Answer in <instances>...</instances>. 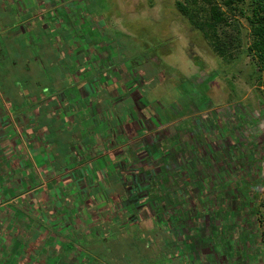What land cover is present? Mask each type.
Returning <instances> with one entry per match:
<instances>
[{
	"label": "rangeland",
	"instance_id": "rangeland-1",
	"mask_svg": "<svg viewBox=\"0 0 264 264\" xmlns=\"http://www.w3.org/2000/svg\"><path fill=\"white\" fill-rule=\"evenodd\" d=\"M184 1L86 0L81 9L76 8V16L69 17L73 25L81 22L70 31L61 27L54 33L51 25L44 32L38 26L36 34L44 37L45 43H39L45 44L44 49L29 45L25 36L15 34L13 44L0 51V106L4 109L6 104L13 109L17 100H21L22 106L28 105L30 91L34 89L42 93L43 89L71 90L74 101L77 80H69L66 75H79L74 71L82 70L87 61L73 50L81 46L84 52L86 44L82 38L89 41L93 34L98 45L103 46L102 54L109 56L110 63L102 61L100 66L91 60L88 68H97L95 78L102 68L108 69L102 76L103 84L108 85L107 93L114 89L113 93L107 94L104 89L100 93L98 99L103 100L102 108L109 111L110 117L105 123L98 114L97 123L101 128L108 125L113 133H119V139L128 138L123 143L113 140L118 143L114 148L121 152L115 162L120 175L131 176L134 169L151 181L150 190L141 194L148 197L147 203L142 200L145 207L133 210L130 222L134 224H123L125 219L119 218L125 210L123 204L116 203L113 213L109 211L111 196L120 192L123 181L115 171L106 172L109 168L103 165L98 171L93 163L80 169L76 176L95 174L99 184L89 188V194H82V201H77L81 197L72 186L83 181L74 175L72 186H61L58 195H46L44 199L55 200L48 205L49 217L56 212L55 202L63 203L64 209H58L61 214L57 213V224L48 223L56 239L61 237L59 233L65 234L63 238L81 247L78 252L91 253L104 264H142L141 256H149L160 248L155 241L158 236L169 239V234L174 233L183 241H179L180 251L168 248L172 256L176 253L180 259L173 264H264L258 251L264 233V104L256 88L246 80L251 60L239 41L231 49V56L220 57L204 33L179 10L177 3ZM231 17L243 29L248 28L239 14ZM71 35L81 45L69 46L65 41L67 47L56 50L54 42ZM35 57H41L39 63ZM54 103L48 106L50 111L57 106L64 108L59 99ZM42 107L45 109V104ZM41 120L43 124L51 122L49 114ZM77 124H81L79 120ZM15 132L16 136L29 134L20 126ZM72 136L69 131L66 140ZM14 162H8L4 172L14 173ZM2 179L5 181L0 184V200L15 199L19 194L14 190L22 189L16 183L22 179L17 175ZM247 186L258 189L259 197L246 198ZM117 197L115 200L121 203ZM20 204L29 210L30 203ZM250 204L261 213L251 214ZM11 206L0 209V221H4L0 238L6 244L0 251V264L12 263L6 256L16 251L17 243L12 237L20 230L18 220L11 221L19 215ZM42 231L29 232V237L35 239L32 246L43 250L37 255L39 264L47 254ZM7 234L11 236L7 238ZM57 243L64 253H71L70 244ZM32 246L16 251L17 257L24 253L25 260L30 261ZM59 246L52 245V249L58 251ZM34 251L38 253L33 249L32 254ZM61 260L60 264L67 263L65 257ZM12 261L15 264L14 258ZM33 262L37 264L35 259Z\"/></svg>",
	"mask_w": 264,
	"mask_h": 264
},
{
	"label": "crops",
	"instance_id": "crops-1",
	"mask_svg": "<svg viewBox=\"0 0 264 264\" xmlns=\"http://www.w3.org/2000/svg\"><path fill=\"white\" fill-rule=\"evenodd\" d=\"M54 2L67 3L68 0H0V50L6 48L7 43H11L18 32L26 30L22 34H28V31L33 33L34 28L37 29L39 25L41 26L44 23V18L52 14L53 6L56 5L53 4ZM66 16L70 17V12ZM64 23L65 21H61V24H59L64 25ZM45 28L48 27L45 26ZM6 39H9L8 42L5 41ZM33 42L35 40L31 41L30 44H33ZM37 62L39 63V59H37ZM89 66H91L90 59L82 66V70L78 72L79 75L75 77H72L73 73L66 75L69 80H77L76 86L78 88L75 89L76 97L73 99H76L74 101L71 99L73 96L71 90L56 88L55 90L44 91L45 89H43L42 93V91L34 89L30 91L28 105L26 106L20 105L21 100L13 103V109L8 104H6L5 109L0 106V184L5 181L2 178L6 179L13 175H17L18 178L22 179L16 181L17 187L20 185L22 189L17 190L14 187L16 189L14 191L19 194L15 196V199L0 200V209L12 205L19 214L11 219V221L17 219L20 228L19 234L12 237L18 244L21 241V247L14 246L15 249L17 247V250H24L23 241L26 244L25 251L32 245L34 241L33 237L30 239L29 232L37 230L35 227L37 223H42V235H55L53 230L50 229L51 224L48 223L51 221L53 223L57 222L54 221L59 217L57 213H54V217L51 215L46 219L45 216H42L44 215L43 210L45 212L48 208L49 201H52L50 203L55 201L47 199L44 201L46 195L54 196V193L58 195L61 186L70 187L73 184L70 182L71 176L74 175L75 179L83 181L81 184L83 187L78 182L75 183L76 187L71 185L74 192L81 197L77 201H82V194L87 192L89 194L88 189H92L99 184L95 174L87 173L80 175L79 178L76 177L79 175L78 173H81L79 172L80 169L91 163L97 168L94 162L100 165L102 157L109 154L112 156L113 151L102 155L103 144L112 136L111 129L109 128V131L103 132V128L106 129V127L101 128L98 125L97 120L99 117L96 119L98 114L92 117L94 121L89 118L90 121L88 115H86L87 105L94 106L97 103L96 95L89 86L94 77L88 71ZM105 71L106 69L102 70L100 79L103 78ZM104 87H106L105 91L107 93L108 87L102 83V89ZM73 90L72 92H74ZM100 92L104 93V90L100 89ZM57 99L62 102L64 108L57 106L56 109L50 111L48 106L54 105ZM81 99L85 101L86 107L78 105ZM44 104L45 109L42 107ZM47 114H49L51 122L49 124L40 123L43 116ZM85 118L88 120L86 121ZM77 120L80 121V125L77 124ZM12 124L13 126H11ZM19 126L29 134L16 136L15 128H19ZM69 131L73 136L71 139L66 140ZM101 132H103L102 134L108 133L105 136L106 140H103L104 138L100 135ZM12 160L15 161L13 166L15 172H4L8 169L6 167L8 162ZM20 203H30L29 210ZM55 204L58 209H64L61 201L58 200ZM9 223L13 224L12 222ZM2 225H4V221H0V228H2ZM0 234H2L1 229ZM10 236L7 234V238ZM17 237L20 238L19 241H17ZM2 239L0 238V250L6 247V244L1 242ZM17 256L18 254H15V264L20 263ZM22 257H24V253ZM11 262L13 264L12 259Z\"/></svg>",
	"mask_w": 264,
	"mask_h": 264
},
{
	"label": "flooded vegetation",
	"instance_id": "flooded-vegetation-1",
	"mask_svg": "<svg viewBox=\"0 0 264 264\" xmlns=\"http://www.w3.org/2000/svg\"><path fill=\"white\" fill-rule=\"evenodd\" d=\"M81 3H84V5H85L86 0H68L67 3H65V2H54L53 4L54 5L56 4L55 6L52 5L54 7V10H53V12H52V14L50 16H47V17L44 18L45 19V20H43L44 23H42L41 26L39 27L40 30L46 32V31L50 30V26L52 25L54 33H58L57 30H60L59 28H61V27L62 28L66 27L65 30L66 31L67 30L70 31L73 28L74 25H81V22L80 23H78V22L74 23V25H73V22L69 19V17L66 16L70 12V14L75 17L76 15H75L74 12H75L77 7H78L77 9H81L82 8V4ZM66 19H67V21H66ZM64 20H65L64 25H60L61 21L64 22ZM79 21H81V20H79ZM65 24H67V26ZM45 26L48 27V28H45ZM25 31L26 30H23L21 32H18L17 34L25 36V39L27 40L29 45H30L31 41L35 40L36 43L33 42L32 45L35 44L37 48L39 46H41V47L44 46L45 47V44L44 45H40L39 44V43H45V40H44V37L41 34H39V33L36 34V29L34 30L33 33L28 31L27 32L28 34H22ZM91 35H92L91 36V40H89V41H86L87 40L86 37L82 38L84 40L85 44H86V46L83 47V48H86V49H84V52L81 49V46L73 47L74 52L75 53L77 52L78 53L77 55L80 56V57L82 55H84V57L87 58L86 62H88V60L90 59V61L93 60V61H95L94 63H96V65L100 64V66L102 64V61L104 62V64L105 63H110L109 56L106 57V56H104L102 54L103 46L98 45L99 43L96 41V39H94L95 38L94 35L93 34H91ZM13 38L14 39H12L11 43L13 42V40L16 39V37H13ZM65 38H66V36L64 38H60L59 37V40L54 42V43H57L56 50H62L63 48L67 47L65 45V43H66L65 41L68 42L69 46H71L73 44H76V43L81 45V43H79L78 39L73 38V35H71V37H68L66 39ZM71 39L73 40V43L71 42ZM75 40H76V42H75ZM9 44L10 43L8 42L7 45L9 46ZM8 46H6V48H3L2 50H7ZM44 47H43V49H44ZM105 51H107L106 48H105ZM40 58H36V60L40 59ZM103 69H106V68H102L100 71H98L99 74H98L97 78H95V76L97 75V74H95V73H97V68H95V69H91L90 68L89 69V72L94 75V78H95V81H96V82H92L91 84H89V86H90L91 90L94 92V95H96L97 103L94 106L87 105V107H86L85 101H83L81 99L80 104H78V105L80 107L85 106L87 108L86 115H88V119L90 118V119L93 120L92 117L95 114H99L100 113V114H102V121L106 123L108 121L109 117H110V114H109V111H107L106 109L103 110L102 105H101L103 103V100L102 99H100V100L98 99L99 95H101L100 93H102V92H100V89H101L100 87H101L103 81H102V79H100V77H101V72H102ZM79 71H80L79 68H76L74 73L76 74ZM28 73H30V72H28ZM116 74H120V76H121L120 72H118ZM24 75L26 76V74H24ZM128 76H130V74H128ZM103 85L108 87L107 84H103ZM103 89L105 90L106 87H104ZM103 89H101V90H103ZM113 92H114V89L111 92H108V93H113ZM110 101L114 102L112 98H111ZM99 109L102 110V111H100ZM144 118L147 119V116L144 115ZM88 119H86V121ZM105 126H106V129H103V132H105L106 130L109 131V126L108 125H105ZM148 129L150 130V128H148ZM103 132H101L100 135H102V137L104 138L103 140H106L105 136H107L108 133L102 134ZM112 136L113 137L109 138V140L106 141V143H104V146H103L104 148H103V151H102V155L103 154L106 155V153H110V152L112 153V151H113L112 156H111V154H109L108 156L102 157V161H101L100 165L96 162V166H97L98 171L103 169L102 168V165H103L104 168L105 167L109 168V169H107L106 172H109V170H113V171L116 172V174L120 175L122 172L119 170L118 162H115V161L120 158L119 154H121V152H120V149L118 147L114 148V144L118 145L117 142H119V140L121 141V143H123L124 141L126 142L128 140V138L127 137H121V139H119V136H120L119 133L115 134L113 132H112ZM115 139H116L117 142L113 143V140L115 141ZM110 140H111V142H110ZM130 174H131V176H127V177H125L123 175H120V179L123 181L122 182L123 186H121V188L119 190L120 192L118 194L116 193V195H112L111 196L112 197V203H111L112 205L109 208V211H111V214H112L114 205L116 203H117V205H122L123 204L125 210H123L121 212V217H119V218L125 219L123 224H127L128 226H131L132 224H134V223L130 222L133 219V217H134V213H132L133 210L145 207V203H142V200L146 202L145 199H147L148 197L146 198V196H142L141 194H142V192H145V189H149L148 187L151 185L150 184L151 181L147 180L145 177L142 178L143 176H145V174H139L138 172H135L134 169H131L129 175ZM105 176L111 177L109 174H106ZM112 176H113V174H112ZM136 177H138V179H136ZM141 180L143 182H141V185H139L138 182L141 181ZM126 184H128L130 187L126 188ZM137 187H138V190L141 189L142 191L138 192V190L136 189ZM116 196H118L120 198L119 200H121V203H119L118 200H115ZM135 198H137V199H135ZM49 204H50V201H49ZM54 209L56 210V212L52 213L53 216H54V213H60V211L58 210V207H55ZM115 209H118V207H116ZM40 210H42V209H40ZM46 212H47V209L45 210V212H44V210L42 212V213H44V215H42V216H45L44 217L45 219L49 216V214L46 213ZM172 219H174V218H172ZM49 221H51V220H49ZM51 224L52 225L53 224H57V222H55V223L51 222ZM165 224H166V221H165ZM41 225H42V223H40V224L37 223L35 225V227H36L38 232L40 230H43ZM66 233H67V231H66ZM59 235L61 237H59L58 239H56L57 235H53V236L44 235L45 236V243H47V248H46V253L47 254H46L45 258L43 259V261H41V262H43L42 264H45L47 262V260L50 261L49 264H60V262H62V260H61L62 257H65V259H66L67 263H65V264H104L102 262H99L98 258L93 256L91 253L78 252L79 249H81V247L73 246L71 244L73 242L72 240H68V239L63 238L64 236H66L65 234L59 233ZM158 235H160V234H158ZM48 236H50V237H48ZM169 237H170L169 239L168 238L165 239V237L162 236V235L160 237L158 236V239L155 240V241H156V245L160 246V248H158V250H155V253H153L151 251L152 244L151 245L149 244V251H150V253L152 252L151 255H149V256L147 255L146 256V254H145V255L141 256L142 254L139 253V255L142 257V261H141L142 264H156L157 261H159L161 264H166L168 262H172V264H173L175 261L180 260V259L177 258V256H175L176 253H174V255H173L174 257H173L172 256L173 252H170L171 250H169L168 248H171V249L172 248H176L177 250L176 251L174 250V252L180 251V249L178 247H179L180 242L183 241V240H182V238L179 235H177V237H176L175 233L174 234H169ZM30 238H32V237H30ZM17 239H18L17 241H19L20 238L17 237ZM59 240H61V241H59ZM33 241L35 242L34 238H33ZM57 241L58 242H62L63 241L65 244H70L69 247H68V250L71 253L70 254L64 253V248L59 246ZM146 241L149 242V239H147ZM15 243H17V244H15V246H17V247L20 246V244H18V242H15ZM22 244L24 245L23 247H24V251H25L26 244L24 243V241L22 242ZM52 245L56 246V248L59 246V250L58 251L53 250L52 249ZM17 247L15 249L16 251H18ZM33 249H36V252H38V253L34 254L35 253V251H34L33 254H32V250ZM38 249L39 250H37V248L35 246L31 247V251H30L31 253L29 254V256H30V261L32 262V264L34 263L33 259H35L37 264H39V260H37V255L39 253L41 254L43 250H41L42 248H38ZM0 251H2V249ZM16 251H14V254H13L14 256L13 257H10V256H12L11 254L6 256V257H10L11 259H13V258L15 259V254H17ZM35 255H36V257H34ZM2 257H5V256H2ZM25 259L26 258L22 257V254H21V256L19 257V261H20L19 264H23V263L24 264H28V263H30V261L27 262L26 261L27 259L26 260ZM41 262H40V264H41Z\"/></svg>",
	"mask_w": 264,
	"mask_h": 264
},
{
	"label": "trees",
	"instance_id": "trees-1",
	"mask_svg": "<svg viewBox=\"0 0 264 264\" xmlns=\"http://www.w3.org/2000/svg\"><path fill=\"white\" fill-rule=\"evenodd\" d=\"M177 6L183 16L210 40L220 57L226 59L231 56L235 43L242 42L244 54L251 60L246 80L256 88L264 104V0H222L221 3L218 0H185L178 2ZM232 14L244 18L248 28L243 29L235 16L231 17ZM244 191L246 198L259 197L255 187L247 186ZM250 206L251 214L261 213L256 206ZM258 251L264 261V233Z\"/></svg>",
	"mask_w": 264,
	"mask_h": 264
}]
</instances>
